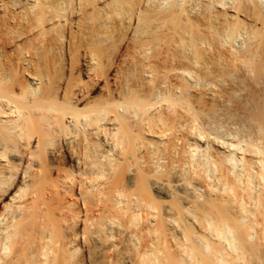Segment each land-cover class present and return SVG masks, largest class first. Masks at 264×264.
Returning <instances> with one entry per match:
<instances>
[{
	"label": "bare ground",
	"instance_id": "obj_1",
	"mask_svg": "<svg viewBox=\"0 0 264 264\" xmlns=\"http://www.w3.org/2000/svg\"><path fill=\"white\" fill-rule=\"evenodd\" d=\"M0 264H264V0H0Z\"/></svg>",
	"mask_w": 264,
	"mask_h": 264
}]
</instances>
